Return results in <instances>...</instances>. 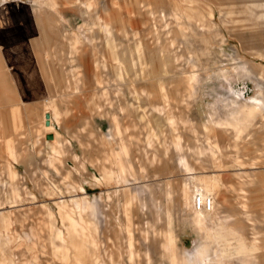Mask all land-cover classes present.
I'll use <instances>...</instances> for the list:
<instances>
[{
    "label": "rangeland",
    "instance_id": "374dc122",
    "mask_svg": "<svg viewBox=\"0 0 264 264\" xmlns=\"http://www.w3.org/2000/svg\"><path fill=\"white\" fill-rule=\"evenodd\" d=\"M13 7L45 88L0 63V264H264V0Z\"/></svg>",
    "mask_w": 264,
    "mask_h": 264
},
{
    "label": "crops",
    "instance_id": "0c3cea01",
    "mask_svg": "<svg viewBox=\"0 0 264 264\" xmlns=\"http://www.w3.org/2000/svg\"><path fill=\"white\" fill-rule=\"evenodd\" d=\"M85 9L88 10L89 5H85ZM19 15L21 14H19V9L17 7H13L10 9H0V63L8 79V84L14 91L16 99L21 102L25 100V98L27 99V97L28 99L33 98V92L37 91V87H40V85L45 88V83L43 82L41 77L37 78L36 74L34 73V69H32L31 67L29 69L22 67L23 62L21 53H18L17 51L22 48L23 39L25 38V36L22 34V31L19 28L21 24L20 20H16V18H13ZM159 15H162V13H160ZM12 26L14 28H9ZM98 30L100 32L106 33L107 35H109L110 33L107 25L105 24H100L98 26ZM165 35H167V33ZM29 37H33V34H31V36ZM164 40L167 47H172L175 45L174 40L171 38H165ZM30 45L31 44L29 41V46ZM115 47H118V45L115 44ZM101 64V69H104L105 65L103 64V62ZM97 84L100 85L101 82H98ZM71 85L72 84L70 80L66 78L64 80V91L60 94V97H62L64 101L72 94H74V91H76V88L71 87ZM116 93L117 92H113L114 95ZM141 93L146 94L144 90H141L139 92V95ZM100 95L104 96L103 93H100ZM153 144L154 143L150 141L148 147L145 142V148L151 149L153 148ZM174 245L175 244L173 243H169L165 246V244L162 243V247L160 250L161 257L166 259L168 261V264H172L173 262H175L176 256L180 255L176 248V245Z\"/></svg>",
    "mask_w": 264,
    "mask_h": 264
},
{
    "label": "built area",
    "instance_id": "2783aa9c",
    "mask_svg": "<svg viewBox=\"0 0 264 264\" xmlns=\"http://www.w3.org/2000/svg\"><path fill=\"white\" fill-rule=\"evenodd\" d=\"M210 200L209 199H206L205 201H200L198 198H196L195 200V206H196V209H202V210H209L210 208Z\"/></svg>",
    "mask_w": 264,
    "mask_h": 264
},
{
    "label": "water",
    "instance_id": "95a60500",
    "mask_svg": "<svg viewBox=\"0 0 264 264\" xmlns=\"http://www.w3.org/2000/svg\"><path fill=\"white\" fill-rule=\"evenodd\" d=\"M47 118H48V115H45V119H47ZM45 124L47 125V122Z\"/></svg>",
    "mask_w": 264,
    "mask_h": 264
},
{
    "label": "bare ground",
    "instance_id": "6f19581e",
    "mask_svg": "<svg viewBox=\"0 0 264 264\" xmlns=\"http://www.w3.org/2000/svg\"><path fill=\"white\" fill-rule=\"evenodd\" d=\"M202 210V209H201Z\"/></svg>",
    "mask_w": 264,
    "mask_h": 264
}]
</instances>
